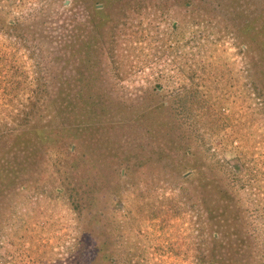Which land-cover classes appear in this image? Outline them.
Returning <instances> with one entry per match:
<instances>
[{
  "label": "rangeland",
  "instance_id": "374dc122",
  "mask_svg": "<svg viewBox=\"0 0 264 264\" xmlns=\"http://www.w3.org/2000/svg\"><path fill=\"white\" fill-rule=\"evenodd\" d=\"M71 1L23 0L10 13H18L24 38L0 31V264H70L86 243L96 245L88 264H107L104 251L118 255V264H195L197 241L232 264L264 260V38L253 36L264 24V0H194L190 7L142 0L121 20L124 0L95 8L92 0ZM181 81L207 101L190 124L171 102ZM24 115L30 120L18 125ZM39 126L48 129L45 141L32 132ZM201 130L218 131L227 143L215 138L208 151ZM230 144L241 150H227ZM189 167L194 172L182 176ZM79 169L99 175L96 203L83 210L97 221L82 238L74 210L57 193ZM127 221L140 234L121 241L115 229Z\"/></svg>",
  "mask_w": 264,
  "mask_h": 264
},
{
  "label": "trees",
  "instance_id": "16d2710c",
  "mask_svg": "<svg viewBox=\"0 0 264 264\" xmlns=\"http://www.w3.org/2000/svg\"><path fill=\"white\" fill-rule=\"evenodd\" d=\"M10 1V8L8 9H3L2 7H0V31L1 33H7L8 35L10 34H14L16 36H18V38H24V34L23 32L20 30V18L18 17V13H14V12H19L22 10V7L24 6L23 0H9ZM77 1L79 0H72L71 2H73V7H75L77 5ZM101 1H104L105 3L111 1V0H92V5L94 6V8L97 6V4L99 5ZM126 3L124 4L125 6L122 8V15L119 14L118 17H120L118 20H121V18L123 19L126 14H128L130 11L136 10L139 6H143L145 3L142 0H124ZM184 1V6L186 7H190L192 6V4H194V0H183ZM150 2H152L151 4H155L156 6H160L162 4H165L166 1L164 0H158L157 2L155 0H150ZM196 4V3H195ZM198 6V5H197ZM13 9H16L13 13H10L11 11H13ZM97 9V8H96ZM102 8H98V11L96 10V12L100 15V18L97 20L99 25L102 22L103 18L101 17V11ZM193 9L196 11V16L195 19H201V14H200V10L198 8H196V5H193ZM14 15V16H13ZM95 15V13L91 14V18ZM104 17V16H103ZM116 20V21H118ZM97 23L94 26V30H92V32H87L86 34V38L84 40V43L82 45V47H85L84 49L86 50L85 52H88L90 48L93 47V40L95 38V34H96V27L99 26ZM171 28H175V24H171ZM258 28V27H257ZM256 34H260L261 39L264 38V24L261 25L258 29H256V33L255 38H256ZM111 36V35H110ZM170 38V40L174 41L175 40V36L171 33H169L167 35V39ZM27 41V40H26ZM25 41V42H26ZM82 42V41H81ZM243 43H245V47H244V51H249L251 48V43H249L246 39L242 40ZM28 45V43H25ZM250 44V45H249ZM92 46V47H91ZM95 47V46H94ZM35 48V45H34ZM112 48H114V44H112ZM75 50V49H72ZM35 52V49L33 50ZM32 51V52H33ZM264 52V49L263 51ZM76 53L72 52V55L74 56ZM88 57V56H87ZM86 57V60L88 61L87 66L90 67V63H89V59ZM37 66H39V63H36ZM40 71V67H37L35 73H38ZM41 76L39 75L37 78H35V82H34V86L31 89V94L34 95L35 97L30 99V103L31 106H33L36 103V97L37 94H39V90L40 87H42V82L40 81ZM90 79H87L86 82H84L85 84V92L88 93L89 90L88 88H90L89 83ZM252 84V85H251ZM251 89L253 92H256L257 90V84L251 82ZM56 86H54V91H55ZM84 90V89H83ZM174 94L172 97V103L174 102V106L178 107V110L181 112L180 114L183 115L184 117V122L186 123H193L194 121L197 120L198 116L203 115V111H205L206 109V98L203 97V95L198 91V88L195 86H188L185 81H181V83L179 84V86H177L174 90ZM61 96V88L57 87V91H56V97L52 99L53 104H58L57 101H60L58 99V97ZM88 98V97H87ZM180 107V109H179ZM178 111V112H179ZM85 112H89V109L86 108ZM179 114V115H180ZM22 121L20 123H18V125L21 124H26L30 119L27 115H24L21 117ZM183 122V121H182ZM212 127V125H210V128ZM3 128V127H2ZM9 130H13V128L15 129L16 127H14V125L12 124L11 126L8 127ZM209 128V126H208ZM0 129H1V125H0ZM200 130V129H198ZM33 134L40 139L41 141H45L49 138V133H48V129H45L44 127H36L35 130L32 131ZM198 136H200V138H203L204 140V144H206V148H208L207 150L209 151L210 148V144H208L209 141L214 140L215 138H221L220 141H222L223 139V135L219 134L218 131H213V130H207V132L205 130H202L200 132H198ZM224 143H227V139L224 140ZM229 143V141H228ZM231 144L228 145L227 150H229ZM231 149L233 150H241L238 146H231ZM217 153V152H216ZM215 158V157H214ZM217 161H221L220 158H216ZM222 163V161H221ZM189 169L191 170L190 173L186 174V175H182L184 177H188L190 174H192L194 172L195 169H193L192 167H189ZM67 171V169L65 170ZM73 173V171H72ZM76 177L79 178H74V181L71 185L68 184H64V181H61L59 183L58 186H63L64 189L61 187V190L57 189V193L61 194L62 196L64 195L66 202H68L71 206V208L74 210L75 212V217L77 219V224H76V229H77V233L79 234V237L82 238L85 234V230L87 225H90V232L91 230L94 231V226L91 225L92 221H97L96 218L94 217V215L90 216L89 219L87 220L86 218H84L83 216V210L86 208H91L95 205L96 203V196L94 194V189H93V184H96L95 179H97V177L99 176L97 173L95 174V176L93 178H90L88 176H86L87 174L84 173L83 171H81L80 169L78 171H74ZM69 176V175H68ZM94 180V181H90ZM121 182L119 181V179L117 178L116 180V189L121 186ZM186 189V188H185ZM188 192V191H187ZM119 198L116 200L114 199V204L117 203L118 201L121 200V195L118 196ZM124 198V197H123ZM127 201H128V196H127ZM116 209L117 212V216H119L120 218H123L121 220H126L127 219V210H120ZM91 211H90V215H91ZM129 219V218H128ZM128 223V224H127ZM131 224V221H127L125 223L124 226H120L118 228H116L115 230H118L116 232H118L119 237L121 238V241L124 239L125 236H127V232H132L133 234H140L139 231H137L136 229H131L128 227V225ZM114 230V231H115ZM105 233V232H104ZM77 234V237H78ZM199 235V234H198ZM212 237L213 234H212ZM215 238V237H214ZM116 240V239H115ZM196 240H198V237L196 238ZM76 242L78 243L79 240L77 238ZM197 241V244L195 246V250L193 253L194 256V262L195 264H232L229 263L228 261L223 260L222 255H216L214 254V252H206L207 250H205V248L201 245V243ZM91 243H86L83 244V247H81V250L83 251V257L80 259H77L76 262L79 264H88L89 259L91 257V255L95 252V248L94 246L96 245H90ZM100 248V247H99ZM107 246H105L104 250L106 249ZM101 250V249H100ZM232 251H236V249H231ZM102 257L104 259H108L107 264H118V262H120V259L118 257V255H113L111 256V254L107 255L105 253V251L102 254ZM73 257H70L68 261L72 260ZM123 262V260H121ZM73 260L70 261L69 263H75ZM127 262H129L127 260ZM241 264H264V260L262 259H258V258H252V259H247L245 260L243 263Z\"/></svg>",
  "mask_w": 264,
  "mask_h": 264
}]
</instances>
